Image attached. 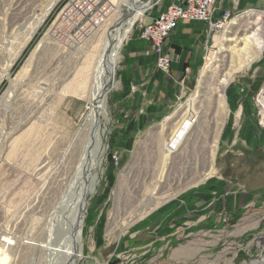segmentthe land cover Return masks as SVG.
Here are the masks:
<instances>
[{
	"label": "rangeland",
	"instance_id": "1",
	"mask_svg": "<svg viewBox=\"0 0 264 264\" xmlns=\"http://www.w3.org/2000/svg\"><path fill=\"white\" fill-rule=\"evenodd\" d=\"M69 1L0 0V227L13 230L17 247L8 251L10 264H61L38 246L64 244L60 235L81 187L78 165L88 141L83 124L87 101L68 88L87 53L93 62L120 5L122 13H128L123 0H103L106 10L99 23L80 32L61 19ZM143 1L152 5L134 22L116 53L115 85L106 96L109 120L101 119L100 127L105 153L98 183L87 196L82 256L72 262L262 260L264 108L256 98L264 89V47L225 86L219 79L230 61H237L230 46H242L244 33L259 27L256 32L264 39V0L232 1L227 8L231 19L209 32L194 69L183 68L184 75L190 74L184 94L157 119L128 135L120 130V107L114 113L111 104L127 61L125 50L131 38L139 37L147 15H159L173 0ZM258 14L260 23H248ZM225 36L237 40L226 41ZM209 57L211 67L203 69ZM199 85L188 106L187 98ZM214 140V173L205 176ZM149 201L154 206L141 212Z\"/></svg>",
	"mask_w": 264,
	"mask_h": 264
},
{
	"label": "bare ground",
	"instance_id": "2",
	"mask_svg": "<svg viewBox=\"0 0 264 264\" xmlns=\"http://www.w3.org/2000/svg\"><path fill=\"white\" fill-rule=\"evenodd\" d=\"M53 4L54 1L52 2V5ZM121 4L126 7L128 13L123 14L120 5L117 16L114 20H112V22L105 30L101 44L95 54L93 62L87 53L80 69L77 71V73L74 72V77L76 78H74L73 84L70 88H68V91L73 94L79 95L82 99H85L87 101L88 113L83 120V124L88 131V141L86 147L84 148V152L80 155L79 165L77 164L78 175L81 177V187L78 192L74 213L69 219L66 230L63 233L61 232L60 235V238L63 239L64 244L55 246H43L44 244H41L40 246L39 244L38 246V248H42V250L47 252L49 256L55 259V261L59 260L61 264H73L72 261L76 262V260L82 256V241L80 236V231L82 228V219L85 215L87 196L94 192L95 186L98 183V172L100 170V165L102 163L103 155L105 153L106 146L103 145L101 137V131L103 132L104 129H101L100 127L101 119H103L106 123L109 120L108 108L106 106V96L107 92L115 85L117 50L119 49L121 42L127 37V33L133 26L134 22L139 19L141 15H143L145 9L150 7L152 5V2L143 0H123ZM232 20L234 22L236 20V17H233ZM261 20V14H258V16L254 18V20L248 23L256 25L260 23ZM35 27L32 29L30 34L33 33ZM258 28L259 27H256L252 32L244 33L242 35V37L240 38L242 46L238 48H236V44L230 46V49L233 50L237 55V61H230L228 67H225L226 71L224 74L221 75L219 79V83L222 86H225V84L229 83L233 79V74L236 72V70L241 67L247 68L250 62L255 58L259 57V55L261 54L264 47V39H262L261 36H259V34L256 32ZM224 40L236 42L237 37L225 36ZM223 42V40L220 41L221 46L224 49L225 44ZM242 58H244V60H241ZM211 63L212 59L210 57L206 58V62L203 65V69H205L206 67L210 68ZM203 69L201 70V76L204 72ZM262 90L263 91L260 92V94L264 92V89ZM199 92L200 85L187 98L186 104L188 106L192 104L194 98L197 96V94H199ZM260 94L258 96V102L260 103V106L264 108V96L261 97ZM167 119L168 117L166 116L163 119L162 123L167 121ZM262 120L264 121V116ZM17 139L19 144L21 139L20 137H18ZM216 147L217 141L214 140L213 143H211V145L209 146L208 164L204 172L205 176L212 175L214 173L213 159ZM154 204L155 202L151 204L149 201L147 206H145L141 212H147L150 207L154 206ZM1 218L2 216L0 215V219ZM14 244L15 242L13 239V230L9 227H0V264L11 263L10 254H8V251L9 253H13L15 251L14 249H16L17 246H13ZM244 264H264V256L262 260H252L250 263Z\"/></svg>",
	"mask_w": 264,
	"mask_h": 264
},
{
	"label": "crops",
	"instance_id": "3",
	"mask_svg": "<svg viewBox=\"0 0 264 264\" xmlns=\"http://www.w3.org/2000/svg\"><path fill=\"white\" fill-rule=\"evenodd\" d=\"M221 1L224 8H228L232 1L236 3L242 0ZM254 2L257 3L256 0ZM156 15H147L145 22ZM209 35L205 23L181 21L165 42V49L171 59L167 73L156 67V55L145 40L139 37L130 39L125 50L127 61L119 75V87L111 99L114 113L120 107L121 113L118 116L123 121L120 126L122 133H137L136 131L165 113L172 102L180 99L190 75H184L183 68H190L191 71L194 69L198 61L197 53L201 45L207 44Z\"/></svg>",
	"mask_w": 264,
	"mask_h": 264
},
{
	"label": "built area",
	"instance_id": "4",
	"mask_svg": "<svg viewBox=\"0 0 264 264\" xmlns=\"http://www.w3.org/2000/svg\"><path fill=\"white\" fill-rule=\"evenodd\" d=\"M102 1L70 0L60 11L61 19L66 26H78L80 32L88 31L105 14L107 1L101 4ZM230 19L231 11L224 8L220 0H173L159 15L139 25V37L152 47L156 66L168 72L171 60L165 42L181 21L203 22L211 32L225 26Z\"/></svg>",
	"mask_w": 264,
	"mask_h": 264
}]
</instances>
